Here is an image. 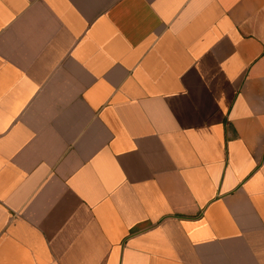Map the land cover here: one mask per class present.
Listing matches in <instances>:
<instances>
[{
	"label": "crops",
	"instance_id": "obj_1",
	"mask_svg": "<svg viewBox=\"0 0 264 264\" xmlns=\"http://www.w3.org/2000/svg\"><path fill=\"white\" fill-rule=\"evenodd\" d=\"M0 264H264V0H0Z\"/></svg>",
	"mask_w": 264,
	"mask_h": 264
}]
</instances>
